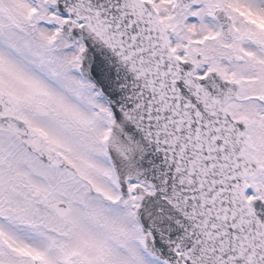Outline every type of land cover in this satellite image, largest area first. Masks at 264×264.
Wrapping results in <instances>:
<instances>
[{
    "label": "snow or ice",
    "instance_id": "6c2138e0",
    "mask_svg": "<svg viewBox=\"0 0 264 264\" xmlns=\"http://www.w3.org/2000/svg\"><path fill=\"white\" fill-rule=\"evenodd\" d=\"M0 264H264V0H0Z\"/></svg>",
    "mask_w": 264,
    "mask_h": 264
}]
</instances>
